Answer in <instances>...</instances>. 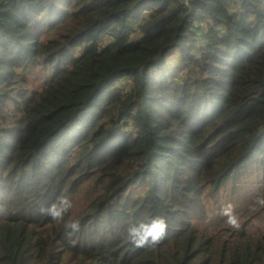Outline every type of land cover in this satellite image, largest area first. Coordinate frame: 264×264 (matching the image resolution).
<instances>
[{
  "label": "trees",
  "instance_id": "1",
  "mask_svg": "<svg viewBox=\"0 0 264 264\" xmlns=\"http://www.w3.org/2000/svg\"><path fill=\"white\" fill-rule=\"evenodd\" d=\"M260 193L264 0H0V264H264Z\"/></svg>",
  "mask_w": 264,
  "mask_h": 264
},
{
  "label": "clouds",
  "instance_id": "2",
  "mask_svg": "<svg viewBox=\"0 0 264 264\" xmlns=\"http://www.w3.org/2000/svg\"><path fill=\"white\" fill-rule=\"evenodd\" d=\"M256 205L264 208V193H260L253 198V208ZM73 207L72 199L66 192H61L49 205H41L39 212L42 215L51 217L52 220L64 222L66 229H71V233L80 230L79 221L70 219L65 221V216ZM219 215L226 218V224L233 228L241 227L239 215L235 212L234 205L227 203L222 205ZM168 228L167 219L162 215L151 216L150 218L131 223L125 229V239L129 240L137 248H152L158 245L165 237ZM69 233V235H71Z\"/></svg>",
  "mask_w": 264,
  "mask_h": 264
},
{
  "label": "rangeland",
  "instance_id": "3",
  "mask_svg": "<svg viewBox=\"0 0 264 264\" xmlns=\"http://www.w3.org/2000/svg\"><path fill=\"white\" fill-rule=\"evenodd\" d=\"M136 38V37H135ZM109 38H102L101 42L103 44H105L108 41ZM83 47H78L76 49L73 50L75 56H79L80 53L82 52ZM52 74V70L49 71L48 76H50ZM121 82V83H120ZM120 84H124L125 80L120 81ZM256 171L253 170L252 172H250V169L247 170V173L245 174L244 178H241L239 180L236 181H230L227 185V188L224 192L221 193V195L219 196V203L215 206L216 208L221 207L222 205H225L227 203H231L232 205H236V196H243L244 194L247 193V191H243V187L245 185V182L247 180V178L252 175L255 174ZM234 188V189H232ZM233 190V191H232ZM206 206L207 208L210 210V217H214L215 213V207L211 204H207L206 202Z\"/></svg>",
  "mask_w": 264,
  "mask_h": 264
},
{
  "label": "built area",
  "instance_id": "4",
  "mask_svg": "<svg viewBox=\"0 0 264 264\" xmlns=\"http://www.w3.org/2000/svg\"><path fill=\"white\" fill-rule=\"evenodd\" d=\"M184 4H187L189 0H181Z\"/></svg>",
  "mask_w": 264,
  "mask_h": 264
},
{
  "label": "bare ground",
  "instance_id": "5",
  "mask_svg": "<svg viewBox=\"0 0 264 264\" xmlns=\"http://www.w3.org/2000/svg\"><path fill=\"white\" fill-rule=\"evenodd\" d=\"M93 193V192H92Z\"/></svg>",
  "mask_w": 264,
  "mask_h": 264
}]
</instances>
